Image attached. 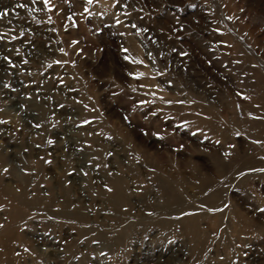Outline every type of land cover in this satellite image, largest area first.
<instances>
[{
	"label": "rangeland",
	"instance_id": "rangeland-1",
	"mask_svg": "<svg viewBox=\"0 0 264 264\" xmlns=\"http://www.w3.org/2000/svg\"><path fill=\"white\" fill-rule=\"evenodd\" d=\"M50 5L0 0V264H264V0Z\"/></svg>",
	"mask_w": 264,
	"mask_h": 264
},
{
	"label": "snow or ice",
	"instance_id": "snow-or-ice-1",
	"mask_svg": "<svg viewBox=\"0 0 264 264\" xmlns=\"http://www.w3.org/2000/svg\"><path fill=\"white\" fill-rule=\"evenodd\" d=\"M33 2H35V0H33ZM88 3L91 4V3H92V0H88ZM115 3H119V0H115ZM44 4H45V7H47L48 10L51 11V8H52L53 6L50 5V0H44ZM18 7H25V5L20 4V5H18ZM125 7H127V5H125ZM189 7H191V8H195L196 5H195V4H190ZM85 11L87 12L88 9L85 8ZM3 15H7V12H0V16H3ZM125 15H127V13H125ZM229 19H231V17H229ZM49 20H50V18H49ZM116 23H117V24H120L121 21H120L119 19H117V20H116ZM133 27H135V25H133ZM145 31H147V29H145ZM21 35H23V32H21ZM2 38H3V37H0V39H2ZM12 39H15V37H12ZM73 43H76V41H73ZM60 51H61V52H64V49L61 48ZM122 51L126 53V52H128V49H127V48H124V49H122ZM149 55H151V54L149 53ZM181 55H187V53H185V52H181ZM4 59H5L6 61H8L9 64H11V60H10L9 57L5 56ZM124 59H126V60L131 59V62L134 63V64H136V63L144 64V61H143V60H137L136 58H130L129 56H125ZM25 63H27V61H25ZM55 63L60 64V63H62V62L58 60V61H55ZM63 63H67V62L64 61ZM73 63H74V62H73ZM49 66H51V65H49ZM13 67H14V65H13ZM129 75H134V76H136V77H143V76L145 75V73H144V72L137 71V72H135V73H129ZM61 82H62V81H61ZM5 87H8V85L5 84ZM152 95H155V93H153ZM245 98L247 99V97H245ZM161 99H163V97H161ZM145 103H148V102H147V101H144V100H141V101H140V104H145ZM165 103H172V101H165ZM133 110H135V107H134ZM152 115H155V113H152ZM125 119H127V117H125ZM5 123H7V121H5V120H0V124H5ZM84 123H88V121H84ZM36 127H40V125H36ZM157 135H158V133H157ZM237 135H239V133H237ZM48 143H53V141L49 140ZM217 143H219V141H217ZM109 155H110V153H109ZM46 163H51V161H46ZM4 171L6 172L7 169H4ZM260 171H264V169H260ZM241 175H242V173H241ZM109 190H111V189H109ZM258 211H260V212H264V208H260V209H258ZM0 227H2V225H0ZM25 250L27 251V249H25Z\"/></svg>",
	"mask_w": 264,
	"mask_h": 264
},
{
	"label": "bare ground",
	"instance_id": "bare-ground-1",
	"mask_svg": "<svg viewBox=\"0 0 264 264\" xmlns=\"http://www.w3.org/2000/svg\"><path fill=\"white\" fill-rule=\"evenodd\" d=\"M64 189H65V188H64ZM66 191H67V190H66ZM66 194L68 195V193H66ZM65 196H66V195H65ZM68 198H69V196H68ZM66 199H67V198H66ZM66 199L64 198L65 203H66ZM62 200H63V198H62ZM64 200H63V201H64ZM69 203H70V202H69ZM62 204H64V203H62ZM50 206H51V205H50ZM68 206H69V204H68ZM68 206H67V207H68ZM47 208H48V207H47ZM53 208H54V207H53ZM61 208H62V207H61ZM63 208H64V205H63ZM68 208H69V207H68ZM54 210H55V208H54ZM67 212H68V211H67ZM81 212H82V211H81ZM45 213H46V212H45ZM73 220H74V219H73Z\"/></svg>",
	"mask_w": 264,
	"mask_h": 264
}]
</instances>
